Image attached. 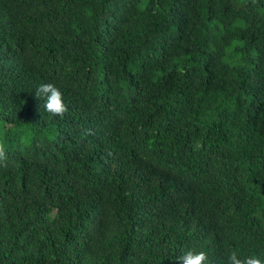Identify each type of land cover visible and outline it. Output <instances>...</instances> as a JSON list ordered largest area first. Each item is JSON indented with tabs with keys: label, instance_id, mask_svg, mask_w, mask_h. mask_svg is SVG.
<instances>
[{
	"label": "trees",
	"instance_id": "16d2710c",
	"mask_svg": "<svg viewBox=\"0 0 264 264\" xmlns=\"http://www.w3.org/2000/svg\"><path fill=\"white\" fill-rule=\"evenodd\" d=\"M0 124V264L264 257V0H0Z\"/></svg>",
	"mask_w": 264,
	"mask_h": 264
},
{
	"label": "clouds",
	"instance_id": "9594fccd",
	"mask_svg": "<svg viewBox=\"0 0 264 264\" xmlns=\"http://www.w3.org/2000/svg\"><path fill=\"white\" fill-rule=\"evenodd\" d=\"M35 96L44 100V110L53 117H62L68 111L63 93L53 83L40 84L36 88ZM8 162L6 142L0 138V167H7ZM178 260L180 264H212L208 253L204 250H188ZM226 261L227 264H264V257L255 253L242 256L238 249H232L229 251Z\"/></svg>",
	"mask_w": 264,
	"mask_h": 264
},
{
	"label": "rangeland",
	"instance_id": "374dc122",
	"mask_svg": "<svg viewBox=\"0 0 264 264\" xmlns=\"http://www.w3.org/2000/svg\"><path fill=\"white\" fill-rule=\"evenodd\" d=\"M2 126L0 124V138H2L3 136L1 135V132H2ZM11 134L15 137V138H18V135L21 136L22 138L25 136L24 133L21 131L20 133H18V130H12L11 131ZM24 139V138H23Z\"/></svg>",
	"mask_w": 264,
	"mask_h": 264
}]
</instances>
